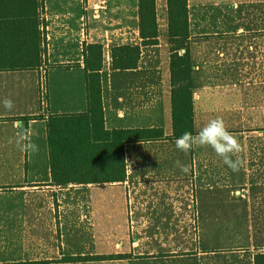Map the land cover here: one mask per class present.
I'll use <instances>...</instances> for the list:
<instances>
[{
    "label": "crops",
    "instance_id": "obj_1",
    "mask_svg": "<svg viewBox=\"0 0 264 264\" xmlns=\"http://www.w3.org/2000/svg\"><path fill=\"white\" fill-rule=\"evenodd\" d=\"M38 11L41 66L0 71V264H257L264 254V0H188L194 132L222 118L243 147L238 173L210 147L185 154L164 139L127 144L124 168H98L124 169L121 181L67 185L53 182L47 121L88 111L87 44L103 45L105 130L172 135L168 2L156 0L158 43L142 47L131 70L113 68L112 50L141 45L139 0H38ZM22 128L38 152L18 150ZM59 209L73 225L68 251ZM118 255L127 257L65 259Z\"/></svg>",
    "mask_w": 264,
    "mask_h": 264
},
{
    "label": "trees",
    "instance_id": "obj_2",
    "mask_svg": "<svg viewBox=\"0 0 264 264\" xmlns=\"http://www.w3.org/2000/svg\"><path fill=\"white\" fill-rule=\"evenodd\" d=\"M173 133L162 129L107 131L101 97L103 45L87 44L84 48L88 111L49 117L47 121L50 164L53 182L67 185L70 181H121L125 170L99 171L115 162L124 168L125 146L130 143L176 140L193 127V82L189 52L188 0H167ZM141 45H122L112 50L113 68L136 69L141 48L158 43L156 0H139ZM42 21L38 0H0V71L34 70L42 61ZM184 50V52H181ZM29 119V118H25ZM118 256L68 257V261L126 258ZM264 264V254L257 256Z\"/></svg>",
    "mask_w": 264,
    "mask_h": 264
},
{
    "label": "clouds",
    "instance_id": "obj_3",
    "mask_svg": "<svg viewBox=\"0 0 264 264\" xmlns=\"http://www.w3.org/2000/svg\"><path fill=\"white\" fill-rule=\"evenodd\" d=\"M2 103L8 111H11L15 106L9 98L3 99ZM175 144L185 154L189 153L194 145L210 147L233 172L238 173L244 166V161L240 157L243 147L239 139L228 130L225 121L219 117L208 121L196 135H193L192 132H184L176 139ZM15 145L22 153L33 154L39 151L38 145L32 142L31 134L27 129L22 128L17 132ZM177 165L183 173L190 171L187 165H180L179 161Z\"/></svg>",
    "mask_w": 264,
    "mask_h": 264
},
{
    "label": "rangeland",
    "instance_id": "obj_4",
    "mask_svg": "<svg viewBox=\"0 0 264 264\" xmlns=\"http://www.w3.org/2000/svg\"><path fill=\"white\" fill-rule=\"evenodd\" d=\"M44 162L47 163V160ZM68 215L69 213L67 210L60 212V209H59V214L57 216V219H58L57 226L60 230L61 235L64 236V242L66 244L67 251L70 249L71 242H72V235H73L72 234L73 225L70 223ZM88 223H89V220H85V223L81 225V228L85 227V232L87 233H88V227H89L87 226ZM74 247H76V245ZM85 247L86 249L84 251L87 253H93L95 251L92 244L90 243H86ZM76 258H79V257H76Z\"/></svg>",
    "mask_w": 264,
    "mask_h": 264
}]
</instances>
